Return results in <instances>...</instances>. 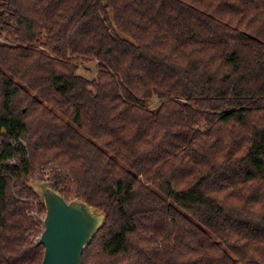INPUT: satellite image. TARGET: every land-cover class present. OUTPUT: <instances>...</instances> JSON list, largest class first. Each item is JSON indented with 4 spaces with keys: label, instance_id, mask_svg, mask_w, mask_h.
<instances>
[{
    "label": "trees",
    "instance_id": "trees-1",
    "mask_svg": "<svg viewBox=\"0 0 264 264\" xmlns=\"http://www.w3.org/2000/svg\"><path fill=\"white\" fill-rule=\"evenodd\" d=\"M44 164L106 213L80 264H264V0H0V264Z\"/></svg>",
    "mask_w": 264,
    "mask_h": 264
},
{
    "label": "water",
    "instance_id": "water-1",
    "mask_svg": "<svg viewBox=\"0 0 264 264\" xmlns=\"http://www.w3.org/2000/svg\"><path fill=\"white\" fill-rule=\"evenodd\" d=\"M28 186L45 208L44 228L37 241L44 248L40 264H80L106 213L80 196L66 201L48 181L33 179Z\"/></svg>",
    "mask_w": 264,
    "mask_h": 264
},
{
    "label": "built area",
    "instance_id": "built-area-1",
    "mask_svg": "<svg viewBox=\"0 0 264 264\" xmlns=\"http://www.w3.org/2000/svg\"><path fill=\"white\" fill-rule=\"evenodd\" d=\"M23 144L25 141L21 140ZM12 163V162H10ZM61 168L56 165H48L42 167V173L39 174L38 178L42 181H48L51 188L58 194H60L66 201L73 199V179L68 177L65 180L56 182L57 177L60 175ZM42 204L39 199L34 201L33 207L30 210H27L35 218V227L31 230L33 234V241L37 242L39 236L44 228L43 219L45 216L38 210V207ZM43 205V204H42Z\"/></svg>",
    "mask_w": 264,
    "mask_h": 264
},
{
    "label": "rangeland",
    "instance_id": "rangeland-1",
    "mask_svg": "<svg viewBox=\"0 0 264 264\" xmlns=\"http://www.w3.org/2000/svg\"><path fill=\"white\" fill-rule=\"evenodd\" d=\"M96 65L95 62L93 61H87V60H83V61H79L78 62V68H77V73L87 77V78H92L93 76H95L96 74ZM159 103V100L155 97L149 99L148 101V105L151 108H154L157 104ZM43 166H48V164H44V165H40L38 167L35 168V176L38 178L39 174L42 173V167ZM38 210L41 212V215L45 213V209L42 206L38 207Z\"/></svg>",
    "mask_w": 264,
    "mask_h": 264
}]
</instances>
